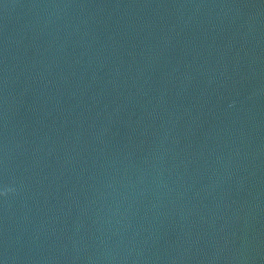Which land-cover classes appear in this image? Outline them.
Instances as JSON below:
<instances>
[{
	"label": "water",
	"instance_id": "95a60500",
	"mask_svg": "<svg viewBox=\"0 0 264 264\" xmlns=\"http://www.w3.org/2000/svg\"><path fill=\"white\" fill-rule=\"evenodd\" d=\"M0 264H264V0H0Z\"/></svg>",
	"mask_w": 264,
	"mask_h": 264
}]
</instances>
